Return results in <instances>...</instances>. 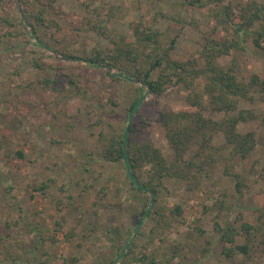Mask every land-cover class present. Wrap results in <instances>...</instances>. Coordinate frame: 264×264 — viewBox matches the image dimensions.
I'll use <instances>...</instances> for the list:
<instances>
[{
  "label": "rangeland",
  "instance_id": "374dc122",
  "mask_svg": "<svg viewBox=\"0 0 264 264\" xmlns=\"http://www.w3.org/2000/svg\"><path fill=\"white\" fill-rule=\"evenodd\" d=\"M254 1L264 5V0H223L222 5L228 6L234 23H241V6ZM188 2L0 0V264H149L133 261L135 255L145 254L156 259L173 256L170 263L183 259L185 264H264V244L252 247L249 257L222 254L216 227L224 224L227 213L217 214L214 203L228 190L223 160L216 162L209 178L200 177L198 189L168 178L154 199L132 188L123 161H107L100 153L99 131L124 128L129 104L142 94L138 117L147 123L146 140L168 157L170 147L158 119L167 109L195 110L186 101L183 85L168 84L161 94H154L134 78L112 79L109 73L115 69L66 58L57 50L67 48L79 57L94 47L109 50L120 36L132 39L133 25L143 23L164 37H175L171 53L196 58L201 67L198 49L203 36L222 37L224 30L211 34L216 22L208 10L211 4ZM26 7L33 13L44 11L37 30L41 44L32 33ZM98 24L106 33L92 28ZM241 36L244 48L230 49L218 62H235L238 80L258 74L263 83L237 108L255 114L237 125L240 133H254L255 145L237 161L250 187L238 196L232 217L240 210L242 220L253 223L257 208H264V174H252L264 171V19L256 20ZM69 70L80 73L81 90L69 84ZM136 114L131 121L138 118ZM204 115L220 119L223 113L208 109ZM212 141L223 145L224 136L216 133ZM82 150L91 153L89 159ZM148 167L141 168L139 178L134 176L138 182H146ZM147 203L149 211L142 215ZM174 204L180 205V215L171 211ZM155 206L174 221L155 223L149 218ZM180 216L185 223L176 222ZM149 234L152 239L145 238Z\"/></svg>",
  "mask_w": 264,
  "mask_h": 264
},
{
  "label": "trees",
  "instance_id": "16d2710c",
  "mask_svg": "<svg viewBox=\"0 0 264 264\" xmlns=\"http://www.w3.org/2000/svg\"><path fill=\"white\" fill-rule=\"evenodd\" d=\"M222 1L189 0L188 2L192 6L211 4L212 7L208 10L216 20L211 28V34H216L220 29L224 30L222 37L210 34L203 36L198 49L200 58L203 60L201 67L196 64V58L181 59L171 53L176 43L175 37L171 39L164 37L163 32L156 31L147 25L144 26L143 23L133 25L132 39L120 36L114 39L113 47L109 50L94 47L84 57H79L67 48L57 50L66 58H83L82 60L89 64L104 65L115 69L116 73H109L112 79L117 81L121 78L127 80L134 78L141 85L145 84L147 90L154 94H161L168 84L183 85L188 91L186 101L195 110L167 109L160 113L158 119L170 147L171 153L168 157L146 140L149 133L147 123L142 117H138L142 94L129 104V121L124 128L120 130L111 128L108 132L103 129L99 131L97 142L100 153L107 161H123L128 177V170L131 171L133 177L139 178L142 174L141 168L145 165L149 166L145 171L146 182H138L131 177L129 179L133 189L143 194L146 193L148 198L151 195L154 199L159 194L162 181L168 178H178L185 181L189 189H198L200 177L203 175L209 178L216 162L223 160L222 174L229 178V185L228 190L217 196L214 206L215 210L219 209L217 214L226 211L227 216L223 220L224 224L216 227L219 232L217 238L223 244L222 254L226 257L230 258L235 254L249 257L252 247L254 248L256 244H264V219H262L264 208H257V214L254 216L256 222L253 223L243 221L240 210L234 218L232 217L238 196L250 187L247 183L250 179L243 176V171L239 169L237 161L247 157L255 145V136L252 131L245 133L237 131L240 121H248L254 118L255 114L251 109L237 108L242 100L252 99L255 86L263 83L258 74L249 76L247 81L238 80L235 74V62L231 61L229 64L221 65L218 57L229 54L230 49L244 48L242 41L245 39H242L241 35L247 34V29L256 20L264 19V5L255 1L242 5V19L244 20L241 23H234L228 6L222 5ZM25 11L27 18L32 22V33L36 37V42L41 44L42 39L37 34V30L43 22L44 11L42 9L33 13L27 7ZM4 20L7 22L6 17ZM92 28L100 34L106 33L101 24L93 25ZM255 43L258 46L256 39ZM34 65L40 69L44 67L37 61ZM154 71H158L156 78L151 75ZM67 76L69 84L79 90L80 73L69 70ZM199 78L202 79L201 83L197 81ZM136 88L142 90L140 86ZM208 109L213 112H222V118L214 119L209 115L205 116L204 111ZM135 114L138 118L131 121ZM98 122L100 123L101 119ZM216 133L224 136L223 145H216L212 141ZM81 152L89 159L90 152L86 153L84 150ZM18 154L22 156L21 152ZM252 174L261 176L264 171L262 173L254 171ZM135 180L138 182L137 185ZM261 194L264 206V191ZM148 205V203L144 205L141 210L142 215L149 211ZM152 211L153 214L149 218L155 223L159 224L160 221H164L169 225L174 221L172 218H167V215L156 206ZM171 211L180 215V205L174 204ZM181 216L175 219L176 222L185 223L184 217ZM137 224L140 226L141 217L137 219ZM139 233L143 235L142 231ZM151 236L150 234L145 235V238L152 239ZM130 250L131 248L125 254L128 255ZM262 252H264V247ZM172 258L173 256L156 259L154 255L148 257V254H145L143 258H137L135 255L133 261L147 260L149 264H185L183 259L170 263Z\"/></svg>",
  "mask_w": 264,
  "mask_h": 264
},
{
  "label": "water",
  "instance_id": "95a60500",
  "mask_svg": "<svg viewBox=\"0 0 264 264\" xmlns=\"http://www.w3.org/2000/svg\"><path fill=\"white\" fill-rule=\"evenodd\" d=\"M128 175H129V177L134 178V177H133V174L131 173L130 170H128ZM134 179H135V178H134ZM137 183H138V182L135 180V184H136V185H137Z\"/></svg>",
  "mask_w": 264,
  "mask_h": 264
}]
</instances>
